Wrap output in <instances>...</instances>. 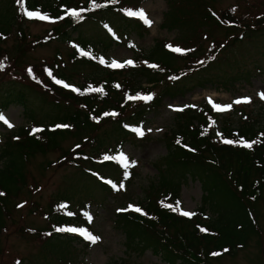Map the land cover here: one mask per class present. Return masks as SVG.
Returning <instances> with one entry per match:
<instances>
[{"label":"trees","instance_id":"1","mask_svg":"<svg viewBox=\"0 0 264 264\" xmlns=\"http://www.w3.org/2000/svg\"><path fill=\"white\" fill-rule=\"evenodd\" d=\"M166 1L162 26L183 32L177 40L192 45L188 53H176L159 41L149 51L134 49L132 63L117 64L108 55L113 46L146 31L131 10L139 0H0L1 67H6L2 59L11 61L4 39L27 11L40 12L52 27L36 38L21 29L24 41L59 42L46 69L44 63L40 69L29 65L22 75L11 66L7 73L13 78L0 79V124L12 106L21 107L30 121L7 135L0 133V234L11 199L23 188L32 193L37 185L30 172L34 159L48 162L56 156L51 166L71 169L55 187L47 211L39 207L49 225L38 231L45 236L42 262L35 263L80 264L74 247L79 239L52 234L53 228L82 221L89 204L98 202L88 198H116L134 178L123 148L136 143L148 115L196 89L229 88L264 74V1L237 0L217 20L211 16L216 0ZM62 45L71 50L63 54ZM11 53L22 59L21 51ZM217 106L205 102L175 114L164 137L167 155L157 182L141 198L139 212L116 215L127 250L151 252L164 264H215L220 258L215 252L234 257L259 237L264 104L224 115ZM215 124L221 127L219 138ZM69 137L73 142L67 148ZM189 181L199 182L203 191V205L192 218L178 211L179 193ZM84 192L91 195L83 198Z\"/></svg>","mask_w":264,"mask_h":264},{"label":"rangeland","instance_id":"2","mask_svg":"<svg viewBox=\"0 0 264 264\" xmlns=\"http://www.w3.org/2000/svg\"><path fill=\"white\" fill-rule=\"evenodd\" d=\"M236 1L219 0L217 5L220 9L227 10ZM251 1L259 3L264 0ZM166 11V0H148L140 9V18L146 22L148 31H145L143 35L132 33L130 38L124 41L122 45L113 46L108 55L120 62L130 60L134 54L128 46L129 43L145 51L151 50L159 41H173L185 46L186 43L177 40V38L181 37L182 31H168L162 28L163 16ZM31 17L32 15H29L24 22L20 21L18 28L15 27L9 33L7 39L4 40V48L9 52L11 61L2 59L6 67L0 66V79L3 78L2 76L5 79H9L13 78L14 74L23 75V69L29 65L40 69L44 63L46 69L47 64L53 62L59 42L34 45L31 41L32 37L44 36L52 26L41 16L37 18ZM21 29L31 38L24 41L18 34ZM74 37L76 38L77 35ZM96 45L98 46L99 43H96ZM61 48V52L64 54L69 47L68 45H62ZM13 49L21 51L22 59H17L11 53ZM11 66L14 71L13 75L7 73ZM207 88L196 89L186 97L167 100L164 108L158 114H151L148 117V124L145 130L146 140L138 144L131 143L125 146L128 155L137 161L138 168L135 179L121 190V194L117 198L104 199L102 197L101 199L97 195H95V198H88L91 195L89 192L82 194L83 198L98 199V202L93 204L91 213L94 217L85 224L87 229L83 232V235L91 244L85 250H83L85 248L83 243L74 245L78 250L79 261L85 264H164L151 252L140 253L126 249L125 236L115 223V211L117 208H133L135 204L140 202L143 195L147 193L150 185L157 182L159 171L164 167L163 159L167 155L164 136L173 125L177 110L190 104L194 107H199L204 105L205 99L212 98L221 101L222 105L229 108L232 112L241 111L243 107H245L243 108L245 112H250L251 106H255L253 108L257 106L255 105L258 101L257 97L264 96V74L252 77L249 82L245 80L237 81L229 88L220 89L215 86ZM252 99L254 101H251ZM249 103L251 104L245 106ZM22 112L21 107H10L7 112L9 120L6 122L8 128L29 126L30 121L23 116ZM237 120V118H233L231 122L237 123ZM0 133L3 135L8 134L7 130L1 126ZM71 142L73 140L69 137L66 143L67 148H70ZM50 158L56 161V156H50ZM53 161L46 162L41 158L34 159L30 166V172L35 178L33 183L37 185H33V189L31 188L32 193L28 188H23L18 197L11 199L9 205L6 204L9 213L5 214V225L0 234V264H13L16 258H21L23 261H30L31 263L33 260L38 261V263L42 262V244L37 241V236L29 231L26 233L25 230H31L32 232L41 231L42 228L49 225L46 224L45 215H42L43 212L40 208L47 211L46 205L51 200L55 187L60 184L64 175L70 174L71 169L66 166L55 168L53 163L51 166L50 162ZM38 187H41L42 190L37 191ZM202 197L203 191L199 182L189 181L185 183L179 193L182 214L191 215L195 210L199 209L203 204ZM20 202L26 204L22 210L16 209V205ZM263 209H260L261 215L258 216V223L264 230ZM262 250H264V236H259L249 242L246 249L240 250L234 257L231 255L224 256L216 261L215 264H264V251Z\"/></svg>","mask_w":264,"mask_h":264}]
</instances>
